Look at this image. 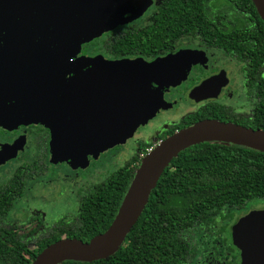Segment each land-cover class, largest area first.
<instances>
[{
    "label": "trees",
    "instance_id": "obj_1",
    "mask_svg": "<svg viewBox=\"0 0 264 264\" xmlns=\"http://www.w3.org/2000/svg\"><path fill=\"white\" fill-rule=\"evenodd\" d=\"M143 20L140 27L100 39L102 54L111 59H149L168 54L178 42L189 39L239 64L245 101V109L239 110L215 100L193 104L192 113L150 128L154 138L144 140V147L201 120L264 131V27L251 0H158ZM198 80H190L189 86ZM46 136L40 135L35 158L18 164L0 182V264H31L56 241L87 243L103 233L142 159L131 153L99 182L77 191L73 211L46 220L38 206H31L24 218L10 220L15 203L26 197L27 183L51 177ZM256 200H264V152L223 142L194 144L163 169L138 219L111 255L59 264H197L198 254L207 264H237L233 256L216 248L215 226L222 220L229 224L235 213ZM203 236L210 243L201 244Z\"/></svg>",
    "mask_w": 264,
    "mask_h": 264
},
{
    "label": "rangeland",
    "instance_id": "obj_2",
    "mask_svg": "<svg viewBox=\"0 0 264 264\" xmlns=\"http://www.w3.org/2000/svg\"><path fill=\"white\" fill-rule=\"evenodd\" d=\"M110 1L116 15L94 22L90 35L98 40L82 44L88 56L82 55L73 61L79 66L75 76H69L64 68V75L58 79L54 62L47 71L51 73L53 69V76L41 72L42 77L52 82L54 91L41 94L33 81L27 89L30 95L26 102L28 94L25 95L19 86L0 92V182L6 180L18 164L35 158L36 142L42 131L48 132L46 161L52 172L48 179L27 183L26 197L15 203L20 211H16L14 205L7 217L10 220H21L31 206H38L46 220L73 211L77 191L99 182L131 153H138L139 157L144 155L150 146L144 147L143 138H154L150 128L161 127L162 122L158 120L176 121L193 112L191 101L181 97L188 87L187 78L200 79L199 73H195L197 68L206 74L222 66L226 70L228 88H224L215 101L238 110L245 109L239 64L218 51L196 47L192 40H181L175 52L154 59L100 58L103 56L99 50L100 39L105 34L115 28L144 25L143 17L158 2ZM86 37L83 34L82 38ZM64 64L67 65V61ZM62 85H65L64 93H57ZM17 108L34 120L40 119L39 113H43V123L28 122L32 123L30 128L22 123L13 130L16 125H11L12 115ZM71 137L76 139L75 145ZM160 142L156 140L155 145ZM11 143L17 144V150L9 157L4 154V148ZM250 203L257 209L264 207V200ZM204 248L208 251V246Z\"/></svg>",
    "mask_w": 264,
    "mask_h": 264
},
{
    "label": "water",
    "instance_id": "obj_3",
    "mask_svg": "<svg viewBox=\"0 0 264 264\" xmlns=\"http://www.w3.org/2000/svg\"><path fill=\"white\" fill-rule=\"evenodd\" d=\"M251 1L264 27V0ZM111 15L116 12L110 0H0V92L19 86L26 95L33 81L41 94L54 91L52 82L42 77L41 72L53 76V69L51 73L47 71L55 62L58 79L64 75V68L75 76L79 66L68 63V59L74 57L80 44L94 38L90 35L94 22ZM83 34L87 36L85 39ZM219 73L192 87L187 98L194 103L215 99L226 84L223 72ZM64 87H58L57 93L63 94ZM12 95L15 96V92ZM21 108L13 113L14 119L23 116ZM71 142L75 145L77 141L71 137ZM201 142L230 143L264 152V131L201 120L167 136L141 159L115 216L103 233L87 243L76 239L56 241L41 251L31 264H59L67 260L92 262L111 255L138 219L148 194L169 161L181 150ZM254 224L263 229L252 240L254 245L249 243L246 248L242 247L241 264H264V210L251 211L238 218L231 230Z\"/></svg>",
    "mask_w": 264,
    "mask_h": 264
},
{
    "label": "flooded vegetation",
    "instance_id": "obj_4",
    "mask_svg": "<svg viewBox=\"0 0 264 264\" xmlns=\"http://www.w3.org/2000/svg\"><path fill=\"white\" fill-rule=\"evenodd\" d=\"M145 17V16H144ZM144 17H143V19H144ZM144 21V20H143ZM132 27H134V25L132 26ZM138 27H140V26H138ZM121 29H124V27H121V28H115V29H113V30H111L109 33H108V35L110 34V33H113V32H115V31H118V30H121ZM107 34H105L104 36H103V39H101V40H104L105 39V36H106ZM107 35V36H108ZM98 39H93V40H91V41H89V43H91V42H93V41H97ZM88 43V42H87ZM177 45H178V43H177ZM177 45H176V48H177ZM100 46H101V43H100V45H99V50H100ZM196 47H198V48H203V47H201V46H199L198 44H196ZM175 48V49H176ZM83 49V47H82V44L80 45V47H79V50H78V52L74 55V57H70L69 59H68V61H76L80 56H82V55H85V56H88L87 55V51L85 50V51H83L82 50ZM175 49L172 51V52H175ZM206 49V48H205ZM206 50H209V49H206ZM102 50H100V52H101ZM210 51V50H209ZM172 52H170V53H172ZM102 53V52H101ZM221 53V52H220ZM222 54V53H221ZM165 54H163V55H158V56H155L154 58H156V57H162V56H164ZM223 55V54H222ZM103 57L106 59V60H109V59H111V58H109V57H107V56H104L103 55ZM102 57V58H103ZM103 58V59H104ZM142 58V57H141ZM154 58H149V59H154ZM144 59H146V58H144ZM112 60V59H111ZM234 62H236V61H234ZM201 69H199V68H197V69H195V73H199V76H200V79L197 81V83H195L194 85H190L189 86V81L190 80H192V79H190V78H187L185 81V83H186V85L188 86L186 89H184L183 91H185L184 92V94L185 95H183L181 98H183L184 97V100H185V97H187V94H188V92H189V90L192 88V87H194L195 85H197L200 81H202L203 79H205V78H207V77H211V76H215V75H218V74H220L219 72H223V76H224V78L226 79V84L220 89V91H219V94H218V96L215 98V99H217L219 96H221V94H222V92H223V90H224V88H228V80H227V75H226V70L222 67V66H220V67H218V68H216V69H214V70H212L211 72H209V73H206V74H204V73H202L201 71H200ZM222 74V73H221ZM69 76H74V75H72V74H69ZM220 78V77H219ZM183 93V92H182ZM187 93V94H186ZM16 94V93H15ZM28 95L26 96V98L24 99V101L26 102L27 100H28V96L30 95V92H28L27 93ZM17 95H15V96H13V97H15V99L17 98L16 97ZM215 99H207V100H205V101H202V102H199V103H194L193 101H191L190 102V104H200V103H204V102H208V101H214ZM27 104H28V102H27ZM41 114H43V113H39V117H40V119H37V120H34L33 118H32V116L29 118V117H27V116H25L24 115V113H23V116L21 117V118H19V119H14L13 117V123L11 124L12 125V127H14L15 125V127H14V129L13 130H15V129H17L18 127H20L19 125H22V123H25V124H27L26 126H25V128H30V126L32 125V123H28V122H34V121H38V122H40V123H43V122H41V120H42V115ZM41 115V116H40ZM13 116V115H12ZM23 117H25V118H23ZM158 122H162V121H160V120H158ZM166 122H171V121H166ZM165 122V123H166ZM17 123H20V124H17ZM6 126H8V125H6ZM41 127V129H45V128H43V126L42 125H40ZM1 128V127H0ZM155 128V127H154ZM175 133V132H174ZM43 134H46V135H48V132L47 133H45V132H43L42 131V133H40V135H43ZM172 135V134H171ZM40 137V136H39ZM39 137H38V140H39ZM46 138L48 139V136H46ZM144 140H147V139H145L144 138ZM47 142H48V140H47ZM145 142V141H144ZM36 145H37V142H36ZM7 147V148H6ZM9 148V149H8ZM15 151H14V150ZM16 150H17V144L16 143H11V144H6V146H5V148H4V154L6 155V156H11V155H15V153H16ZM252 204H254V203H252ZM262 210H264V207H262V208H260V209H257V208H255V207H252V206H250V205H248L245 209H243L242 211H239V212H237V213H235V215L232 217V221L229 223V224H226V222H224V220H222V221H220L219 222V224H216V226H215V228L217 229V230H219V232L216 234V240H215V243L217 244V249L219 250V251H222L223 250V254H225V256H226V254L227 255H229V256H233L234 257V259H236V262H237V264H241V261H242V257H241V250H242V247H244L245 246V248L247 247V245H249V243L251 244V245H254L255 243L252 241V240H255L259 235H260V231L263 229V227L262 228H258V225L257 224H254V225H252V226H249V227H246V228H243V229H241V230H238V231H233V230H231L232 229V226L234 225V223L236 222V220L238 219V218H240V217H242V216H245L246 214H248L249 212H251V211H262ZM211 235V234H210ZM199 242L202 244L203 242H209L210 243V240H209V237H205V236H203V239H199ZM205 249V248H204ZM207 250H209V247H208V249ZM214 250V249H213ZM198 251H201V249H199L198 248ZM197 251V252H198ZM203 256H204V254H203ZM224 256V255H223ZM224 256V257H225ZM197 264H207V262L206 263H204V257H202L201 255H199L198 254V259H197Z\"/></svg>",
    "mask_w": 264,
    "mask_h": 264
},
{
    "label": "built area",
    "instance_id": "obj_5",
    "mask_svg": "<svg viewBox=\"0 0 264 264\" xmlns=\"http://www.w3.org/2000/svg\"><path fill=\"white\" fill-rule=\"evenodd\" d=\"M154 146L155 144L152 147H149L148 149H146L144 155H142L141 157L143 158L145 155H147V153H149L153 149Z\"/></svg>",
    "mask_w": 264,
    "mask_h": 264
},
{
    "label": "crops",
    "instance_id": "obj_6",
    "mask_svg": "<svg viewBox=\"0 0 264 264\" xmlns=\"http://www.w3.org/2000/svg\"><path fill=\"white\" fill-rule=\"evenodd\" d=\"M104 60H106V59H104Z\"/></svg>",
    "mask_w": 264,
    "mask_h": 264
}]
</instances>
